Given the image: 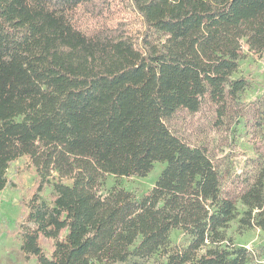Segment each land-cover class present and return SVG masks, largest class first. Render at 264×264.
Instances as JSON below:
<instances>
[{"label": "trees", "instance_id": "16d2710c", "mask_svg": "<svg viewBox=\"0 0 264 264\" xmlns=\"http://www.w3.org/2000/svg\"><path fill=\"white\" fill-rule=\"evenodd\" d=\"M115 1L0 0V190L24 155L38 180L23 253L37 264H139L163 251L160 264H251L227 229L264 230V154L237 175L238 192L224 189L229 173L172 121L204 106L227 129L240 121L250 81L234 74L244 44L264 54V0H127L147 27L139 47L125 22L82 28L80 13L99 21ZM255 115L262 129L264 92ZM156 162L166 166L141 198L100 193L108 174L144 177ZM174 229L186 246L170 247Z\"/></svg>", "mask_w": 264, "mask_h": 264}, {"label": "rangeland", "instance_id": "374dc122", "mask_svg": "<svg viewBox=\"0 0 264 264\" xmlns=\"http://www.w3.org/2000/svg\"><path fill=\"white\" fill-rule=\"evenodd\" d=\"M80 24L85 31H93L103 24H117L118 21L127 23L128 34L139 47L140 41L147 32L142 17L127 0H116L110 11L101 20L79 14ZM154 40H163V35L152 33ZM245 76L250 85L243 93V116L237 124L229 127L218 125L217 116L213 108L204 106L197 113L179 111L173 121L172 128L179 137L191 145H204L210 155L219 165L221 171L229 173L222 179L223 188L232 186L237 175L242 174L258 151L264 154V127L256 128L255 101L264 92V54L255 53L248 45H243L242 60L238 72L234 77ZM166 162H156L153 169L144 177H117L108 174L100 186L99 191L106 195L114 185L131 191L137 198H141L149 191L159 178ZM9 185L0 190V264H37L35 257L27 258L21 249L19 224L25 212V203L30 200L37 190V177L29 156H21L11 164L8 170ZM232 183V184H231ZM233 192L241 189V184L234 183L230 187ZM52 186H47L41 192L50 198ZM238 208L243 205L238 202ZM227 235L237 246L250 250L253 255L251 264H264V230L259 228L242 229L238 220L231 222ZM170 247H184L190 238L184 230L174 229L171 232ZM165 253L155 254L151 258L142 260L139 264H160ZM117 264H133L132 261Z\"/></svg>", "mask_w": 264, "mask_h": 264}]
</instances>
